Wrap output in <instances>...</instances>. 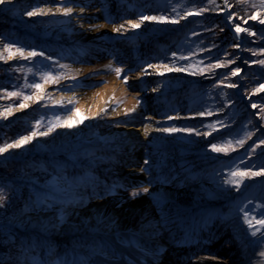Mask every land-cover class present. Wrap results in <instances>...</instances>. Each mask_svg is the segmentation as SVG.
<instances>
[{
    "label": "rangeland",
    "instance_id": "1",
    "mask_svg": "<svg viewBox=\"0 0 264 264\" xmlns=\"http://www.w3.org/2000/svg\"><path fill=\"white\" fill-rule=\"evenodd\" d=\"M99 1L101 3L102 0ZM144 1L149 2L150 7L154 9L147 16H163L165 22L162 23L171 24L170 21L176 20V23L181 24L177 30L162 34L165 38L162 39L164 45L161 48L164 52L162 61L174 68L185 69L191 81L183 90L184 96L176 98H182L176 102L177 106H174L172 110L166 109L165 113L158 116L161 120H165L180 112L192 118L188 120L174 118L164 122L163 129L175 128L177 131H164L163 135L166 140H176L185 145L180 155L185 159L181 163L187 172L190 173L196 167L188 166L187 162L197 165L209 164L206 167L208 168L206 180L201 182L209 183L214 190L206 193L202 201L219 202L224 209L223 214L212 212L211 215L214 214L220 223L227 225V216H237L239 220L245 221L244 214L247 212L253 225L250 230H253L255 221L264 219V176L237 177L235 179L241 180L239 186L227 181L234 179L230 175L233 171L256 172L264 168V144L260 143L264 140V91H255L260 84L264 83V66L253 63V61L264 60V26L256 23V20L249 19L253 14H256L257 18L264 19V3L262 0H227L229 7L225 9V0H213L211 3L209 0ZM94 4L91 12L98 14V10L93 11L97 9L98 3ZM67 5L68 2L57 0H50L44 5L32 1L30 10L37 12L42 7H48L58 13L57 9L62 11ZM117 6L115 3L108 9L116 18L113 23L124 27L119 32L120 35H110L100 40L107 46L106 61L111 64L108 72L114 80L106 81L104 79L106 75L103 72H92L89 78L75 76V82H69L72 87L65 89L67 84L63 83L66 81L63 74H65L66 66L63 64L72 63L67 60L62 61L61 65L48 60L49 56L43 46H50L56 34L78 45L82 43L93 45L94 41L82 30L87 22L76 21L73 23L75 28L71 30H68L66 24L62 22L29 27L23 24L16 14L3 16L5 13L0 5V148L35 132L36 135L28 142L29 147L32 148L42 136L52 152H55L49 156V154H38L32 151L28 159L34 165L33 168H28V163L24 164L25 167H17L19 162H16L14 158L23 156L21 147L8 148L0 153V195L4 197V206L0 207V264H66L65 255L78 259L76 261L79 262L85 259L96 262L101 258L97 251L107 252L116 263L130 264L129 261H125L123 255L117 256V251L106 249L103 238L109 239L108 231H101L94 236L95 240L89 247L87 239L90 233L81 224H77V230L66 236L70 221L58 209L75 212L74 216L79 219L80 213L85 211V208L81 203H71L63 195L44 190V188L53 187L51 182L54 179L60 180L73 190L80 189L74 182L73 175L61 176L58 170L68 166L82 168L88 155L78 153L74 154L75 158H73L70 154L59 151L65 147L64 142L68 134H70V140L93 139L97 135L96 121L83 120L80 123L78 106L74 104L70 107L69 115L75 119L76 126L74 132L69 133V131H63V126H58L57 122L59 125L65 122V114L62 112L41 110L39 106H35L26 113L19 112L23 109L20 107L21 104L34 103L35 97L41 94V88L47 86L57 95L61 93L78 95L88 91L95 102L101 96H106L111 87H115L118 93H109L100 111L109 104L113 108L118 106L124 109L125 104L132 103L136 109L143 108L145 114L147 113L145 107L147 101L140 96H135L132 82L127 78L138 72L137 61L144 59L142 63L145 66L159 62L160 59L156 58L158 51L152 48L151 52L145 53L139 41L141 34L137 29L133 31L129 25V21H140V17L146 14L140 11L133 12L134 10L119 13ZM202 8L205 10L201 14L189 15L190 12L196 13ZM100 11L104 13L103 10ZM228 13L234 14L231 22L228 20ZM244 20L248 23L245 24ZM236 24L255 32L256 35H249L248 32L237 34L234 29ZM44 27H47L46 30H43ZM29 28L39 33L30 34L25 30ZM46 32L50 36H40ZM125 38L128 40L132 38V43ZM5 45L9 46L8 51H5ZM133 48H135L134 52ZM17 49L23 52V56L16 51ZM129 50L131 53H128ZM31 51L42 55L28 57ZM254 52L257 54L253 55ZM85 58L89 57L85 56ZM134 62L137 63L133 65ZM87 64L90 67L95 66L93 63ZM216 64L222 66L216 68L214 67ZM117 68L121 70L119 74L116 71ZM236 68L241 71L237 76H232L231 72ZM168 79L169 77L166 78ZM92 80L96 83L90 84ZM56 82L62 84L56 88L54 85ZM37 83L40 85L39 89L33 87ZM230 83L235 84L236 87H228ZM121 90L126 91L125 95L119 93ZM10 93H18V95H9ZM25 96H31L33 99L25 100ZM166 98L168 96L162 97L159 103H163L162 100ZM138 100L140 103H137ZM252 103H256L257 107L253 108ZM144 117L147 118L148 114ZM208 128L212 133L207 136ZM43 132H48V135H42ZM241 140L244 141L242 145L238 143ZM212 145L222 148L223 151H213ZM163 157L162 152L147 156L148 163L142 164V168L148 184L120 188L119 195L136 201L145 196L143 188L150 190L159 187L166 193L168 190L175 192L189 187V184L184 186L179 184L174 173V166L166 168L163 163L158 162ZM134 192H139L135 198L132 195ZM94 196L103 201L105 191L101 189L94 193ZM165 202L164 199H161L159 203L154 201L151 209L157 210ZM60 216L61 218H58ZM42 218L46 221L45 228L50 231L48 237H45L38 227L30 226L32 221L41 223ZM217 228L219 229L215 226L213 230L216 229L218 232ZM229 230L230 226L227 225V235L231 233ZM137 234L139 233H135ZM141 235L144 236V234ZM145 236L149 235L145 234ZM214 236L217 237V235ZM46 240L55 245L53 252H48ZM263 243L264 241L261 240L259 245ZM113 244L118 246L116 241ZM226 244L223 242L218 249H214V252L208 249L206 251L208 244L204 245L201 250L204 253L200 255L218 257L219 251ZM87 247L90 248L88 251L82 250ZM91 247L96 250V253L90 251ZM121 248L118 246L114 249ZM65 251L68 252L65 253ZM232 254L233 252L229 251L228 256Z\"/></svg>",
    "mask_w": 264,
    "mask_h": 264
},
{
    "label": "bare ground",
    "instance_id": "2",
    "mask_svg": "<svg viewBox=\"0 0 264 264\" xmlns=\"http://www.w3.org/2000/svg\"><path fill=\"white\" fill-rule=\"evenodd\" d=\"M32 1L41 5L50 2V0H12L10 4L2 5L5 13L3 16L16 14L19 16L20 21L29 27H36L39 24L48 26L62 22L66 24L68 30L75 28L73 23L76 21L87 22L82 30L94 41L93 45L89 46L86 43L78 45L70 39L56 34L53 36L55 40L51 42L52 44L50 43V46H43L49 56L47 57L48 60L61 65L62 61L67 60L72 63L70 65L68 63L63 64L66 66L65 74H63L66 80L63 83L67 84L65 89L72 87L69 82H75V76L80 75V77L89 78L92 72H103L106 75L104 78L106 81L110 80L111 82L114 80V77L112 78L108 72L111 64L106 61L105 51L107 46L100 42L106 36L120 35L119 32L113 31V29L120 26L113 23L116 18L108 8L117 3L119 13L134 10L133 12L140 11L149 15L154 10L152 6L150 7L149 2L144 0H102L101 3L99 0H57L68 2L66 8H72V13L66 16L63 11L57 13L52 8L42 7L37 12L43 14L28 17L26 12L31 11L30 4ZM95 2L98 3L96 5L97 9H93V11L98 10V14L91 12ZM100 10H103L104 13ZM260 20L264 19L258 17L256 23L264 26L259 22ZM137 22L139 21L132 23ZM180 25L179 23L166 24L157 21H144L141 27L137 29L141 34L139 41H141L140 45L143 51H146L145 53L147 51L151 52L150 50L154 48L156 52L158 51L157 60L160 59L159 62L152 65L153 67L143 65L144 59L137 61L138 63L134 62L133 65L137 63L138 72L129 75L127 78L132 82L135 96H140L147 101L145 105L147 118L144 117L146 115L144 109H136L132 103L125 104L124 109L118 106L113 108L109 104L105 106L106 111H100L107 95L118 93V89L115 87H111L106 96H101L95 102L88 91L81 92L78 95L64 93L57 95L46 86L41 88V94L35 97L34 103H28L27 107L20 109L19 112L26 113L35 106H39L41 110L62 112L65 114L64 121H71L74 124L72 128L63 126V131H69V133H73L76 126L75 119L69 115L70 107L74 104L78 106L79 118L87 117V119H84L87 122L96 121L97 135L93 139L70 140L71 137L68 134L64 142L65 147L59 151L70 154L73 158H75L73 155L78 153L88 155V159L82 164V168L76 169L73 166H68L58 170L61 176L73 175L72 178L80 189L73 190L60 180L54 179L51 182L53 187L44 188V190L63 195L71 203H81L85 208V211L80 213L79 219L74 216L75 212L63 208L58 209L70 221L66 236L77 230V224H81L90 233V237L87 239L89 247L92 246L95 240L93 239L94 236L100 234L101 231H108L110 240L103 238L105 241L104 246L107 250L109 249L108 251H117V256L118 254L123 255L125 261H129L130 264H264V255H262L264 253V243L259 245L261 240L264 241V236H261L259 232L253 236L251 234L253 230H250L252 228H249L245 221L239 220L237 216H227L226 223L230 226L229 232H231L227 235V225L220 223L214 214L211 215L212 212L223 214L222 205L219 202L202 201L206 193L214 190L209 183L201 182L206 180L205 175L208 174V168L206 167L209 164L201 163L197 165L196 163L187 162L188 166H196L190 173L187 172L181 163L185 159L180 155L185 145L176 140H166L163 135L164 122L174 118L177 120L192 118L190 115H182L180 112L176 116H170L165 120L159 118L160 114L177 106L176 102L182 100V98H176L184 96L183 90L191 82L185 71H168L164 67L167 64L162 61L164 53L161 49L164 46L162 39H165L162 34L177 30ZM46 28L44 27L43 30H46ZM25 30L30 34L39 33L35 29ZM40 36L50 35L46 32ZM125 39L131 43L133 41L132 38ZM134 50L135 48L132 49L133 52ZM128 53H131V51L129 50ZM85 56L89 58H85ZM87 63H93L95 66L90 67ZM167 66L174 69L173 66ZM168 77L169 79L166 80ZM92 83H96V81L90 84ZM61 84L56 82L54 85L58 87ZM149 85L150 88H148ZM119 93L125 95L126 91L121 90ZM164 96H168V98L162 100L163 103H159ZM37 97H40V99H36ZM110 124L116 125L111 126ZM197 129H200V127H197ZM211 133V129L208 128L207 136ZM29 146V143L22 145L21 149L25 155L14 158L16 162H19L17 164L18 168L25 167L24 164L27 163L28 168H33L34 165L28 159L30 154L33 153L32 151H36L38 154H49V156L55 153L52 152L42 136L38 138L33 147L31 146L32 148ZM159 152L164 153V157L158 162L163 163L166 168L174 166V173L179 184L181 186L189 184V187L175 192L168 190L166 193L162 188H152L142 199L136 201L120 196V188L129 185L138 184L143 186L148 184V179L141 170L143 169L142 164H144L147 156L156 155ZM45 166L44 169H46ZM101 189L105 191V200L103 201L94 196V193L96 194ZM161 199L166 200V202L162 203L159 208L157 207V210L151 209L153 202L157 201L159 203ZM58 218H61V216ZM41 221V223L32 221L30 226L38 227L39 231L45 237H48L50 231L45 228V218H42ZM214 225L219 227V229L217 228L218 232H216V229L213 230ZM259 227L260 225L256 224L254 229ZM135 233L139 234L135 235ZM141 234H144V236ZM145 234L149 236H145ZM214 235H217V237L215 238ZM215 239L219 241L216 242ZM115 241L119 248L122 247L121 249H114L118 247L113 244ZM223 242L227 244L221 248L218 257H206L199 254L202 246L208 244L206 251L208 249V251L214 252V249H218V246L222 245ZM46 244L48 252H53L55 245L47 240ZM88 247L82 250L88 251L90 249ZM91 248L90 251L96 253V250L93 247ZM229 251L233 254L228 256ZM67 252L65 251V253ZM97 252H99L101 260H96V262L88 259L79 262L76 261L78 259L75 260L65 254L64 258L66 264L75 262V264H120L116 263L115 259L107 252ZM193 255H196V257Z\"/></svg>",
    "mask_w": 264,
    "mask_h": 264
},
{
    "label": "snow or ice",
    "instance_id": "3",
    "mask_svg": "<svg viewBox=\"0 0 264 264\" xmlns=\"http://www.w3.org/2000/svg\"><path fill=\"white\" fill-rule=\"evenodd\" d=\"M11 2H12V0H0V5H4V4H6V3H9V4H10ZM209 2L211 3V2H213V0H209ZM262 3H264V0H262ZM228 7H229V5L227 4V0H225L224 8L227 9ZM57 10L60 11V9H57ZM204 10H205V9L202 8V9H200L199 12H196V13H191V12H190L189 15H192V14L199 15V14H201ZM49 11H51V10L49 9ZM62 11H63V14L67 16V15H70V14L72 13V8H64ZM38 14H43V13H38V12H36V11H27V12H26V15H27L28 17H33V16H36V15H38ZM233 15H234L233 13H228V20H229V22L232 21V16H233ZM249 19H251V20H256V19H257V15H256V14H253L252 16L249 17ZM144 21H159V22H165V17H163V16L156 17V16L142 15V16L140 17V21L137 22V23H132L131 21H129L130 28H131V29H138V28L141 27V24H142ZM170 22H172V23H176L177 21H176V20H172V21H170ZM259 22H260L261 24H264V20H260ZM244 23L247 24L248 21H247V20H244ZM123 27H124V26L121 25L119 28H115V29H113V31L120 32L121 29H123ZM234 29H235V32H236L237 34H239V33H241V32H248L249 35H256L255 32H252V31H250V30L247 29V28H242L239 24L234 25ZM8 50H9V46H8V45H5V51H8ZM16 51H17L21 56H23V52H22L20 49H17ZM256 54H257V53H255V52L253 53V55H256ZM37 55H42V54H38V53L35 52V51H31V52L28 53V57H35V56H37ZM173 56H175V54H173ZM181 58H185V57H181ZM253 63H258V64L264 66V60L253 61ZM221 66H222L221 64H216V65H214V67H216V68H219V67H221ZM148 67H153V66H152V65H149ZM164 67H165L168 71H173V70H175V71H184V70H185V69H183V68H174V69H173V68H168L167 65H164ZM116 71H117V73L119 74L121 70H120L119 68H117ZM240 71H241V70H240L239 68L233 69L232 72H231V75H232V76H237V75L240 73ZM161 74H162V73H161ZM47 78H48V79H51L50 77H47ZM227 86H228V87H236L235 84H231V83L228 84ZM33 87L39 89V88H40V85L37 83V84H34ZM255 91H257V92L264 91V83L260 84L259 87H258ZM9 95H18V93H10ZM24 99H25V100L33 99V97H31V96H25ZM36 99H40V97H37ZM137 103H140V101L138 100ZM20 107H21V108H25V107H27V105H26V104H21ZM252 107H253V108H256V107H257V104H256V103H252ZM101 111H106V109H102ZM9 114H11V113H9ZM84 119H87V117H83V118H81V120H80L79 122L82 123ZM57 123H58V126H64V127H67V128H72V127H74V124H73L71 121H65L63 125H59V122H57ZM50 130H51V128H50ZM163 130L166 131V132H168V131H171V132H175V131H177V129H175V128H172V129H163ZM41 134H42V135H48V132H43V133H41ZM35 135H36V133L33 132L32 135H30V136H25V137H23V138L17 140L15 143L8 144L6 147H4V148H0V153L5 152L8 148H19V147H21L22 145L27 144L29 141H31V140L33 139V137H34ZM206 135H207V134H206ZM238 143L242 145V144L244 143V141L241 140V141H239ZM260 143H261V144H264V140H261ZM212 150H213V151H216V152L223 151L222 148H218V147H216L215 145H212ZM253 151H254V149H253ZM144 163L147 164L148 161L145 160ZM141 170L143 171V169H141ZM230 175H231V177H233L234 179L227 181V183H234V184H236L237 186H239V184L241 183V180H240V179H235V178H237V177H239V178H243V177H245V176H264V168H262L260 171H256V172L233 171V172L230 173ZM148 191H149L148 188H143V192H144V193H147ZM132 195H133V198H135L137 195H139V192H134ZM3 201H4V197H3L2 195H0V207H3V206H4V205H3ZM244 219H245V221L248 223L249 228H253L252 221L249 219V215H248L247 212H245V214H244ZM255 223H256L257 225H260V227H259V228H255V229H253V231H252L251 234H252L253 236H255V235L259 232V233L261 234V236H264V219H258V220L255 221ZM262 255H264V253H262Z\"/></svg>",
    "mask_w": 264,
    "mask_h": 264
}]
</instances>
